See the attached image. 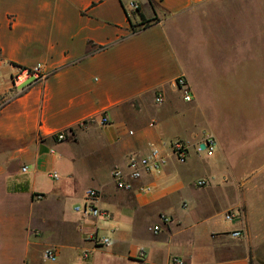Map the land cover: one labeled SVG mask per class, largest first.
I'll use <instances>...</instances> for the list:
<instances>
[{
    "label": "crops",
    "instance_id": "0c3cea01",
    "mask_svg": "<svg viewBox=\"0 0 264 264\" xmlns=\"http://www.w3.org/2000/svg\"><path fill=\"white\" fill-rule=\"evenodd\" d=\"M228 1L0 0V264H264V76L226 70ZM38 64L44 77L14 83ZM178 140L185 164L117 188L130 153ZM89 189L108 218L75 211Z\"/></svg>",
    "mask_w": 264,
    "mask_h": 264
},
{
    "label": "built area",
    "instance_id": "2783aa9c",
    "mask_svg": "<svg viewBox=\"0 0 264 264\" xmlns=\"http://www.w3.org/2000/svg\"><path fill=\"white\" fill-rule=\"evenodd\" d=\"M132 8L136 9L138 6L134 3L131 4ZM46 75L44 67L38 64L32 69H24V71L18 73L14 77V83H22L26 81L30 76L40 79ZM176 88L181 91L184 100L187 102L192 101L191 88L185 77H180L176 80ZM158 104L163 103V96L160 94L156 98ZM92 122V121H91ZM101 124H109V119L106 116H102ZM68 135L67 131L58 132L55 137L58 141H63ZM129 135H134V132L130 131ZM204 145V149L200 145L197 146L199 152L205 153L207 156L211 157L214 155L217 149L216 139L211 135H206L204 140L201 142ZM190 145L185 141H173L168 145L164 144L162 146H153L148 154H142L140 152H132L128 156L127 169L117 167L113 170L112 176L116 183L118 189L125 191H132L135 187V183L141 181L144 176L158 174L160 173L171 160L175 159L179 164H185L189 157ZM26 170V168H24ZM52 178L57 179L58 175L56 173L51 175ZM199 187H204L208 185V180L202 179L197 182ZM151 187L141 188L142 192H148ZM86 197L88 202L84 205H79L75 208V211L84 217L99 218L106 217L109 215L103 212L101 209L93 205L91 200H95L98 197L96 190L89 189L86 192ZM237 217V212L235 210L228 211L225 214V219L232 221ZM154 232H159V227H154ZM234 238L241 237L240 231H234L232 233ZM97 240V238H96ZM102 244H107L109 242L108 238L98 240ZM45 259L56 262L58 259L57 252L53 248H47L44 252ZM175 264H183L182 260H175Z\"/></svg>",
    "mask_w": 264,
    "mask_h": 264
},
{
    "label": "rangeland",
    "instance_id": "374dc122",
    "mask_svg": "<svg viewBox=\"0 0 264 264\" xmlns=\"http://www.w3.org/2000/svg\"><path fill=\"white\" fill-rule=\"evenodd\" d=\"M226 12L227 19L225 20L224 17L222 19L223 25H227V33L222 37V42L224 40V51L227 50L223 54V59L229 62L226 67L228 74L234 68L232 62L238 61L244 63L246 75L252 66H256L260 68L264 76V0H229ZM208 42L215 47L214 38L213 40L208 39ZM247 86L249 87V84ZM242 102L244 106L252 107V101L249 98H244ZM76 149L79 151L77 155L83 153L82 147ZM76 167L77 173L81 174L80 164L77 163ZM76 181L80 185L89 183L84 175L76 177Z\"/></svg>",
    "mask_w": 264,
    "mask_h": 264
},
{
    "label": "trees",
    "instance_id": "16d2710c",
    "mask_svg": "<svg viewBox=\"0 0 264 264\" xmlns=\"http://www.w3.org/2000/svg\"><path fill=\"white\" fill-rule=\"evenodd\" d=\"M141 16V23L140 26H142L143 28L148 27L152 22L154 23L155 21H157V18H152V19H146L145 16L143 14H140ZM139 27L134 26L133 32H137Z\"/></svg>",
    "mask_w": 264,
    "mask_h": 264
},
{
    "label": "water",
    "instance_id": "95a60500",
    "mask_svg": "<svg viewBox=\"0 0 264 264\" xmlns=\"http://www.w3.org/2000/svg\"><path fill=\"white\" fill-rule=\"evenodd\" d=\"M204 147H205L204 145L201 146L202 149H204Z\"/></svg>",
    "mask_w": 264,
    "mask_h": 264
}]
</instances>
